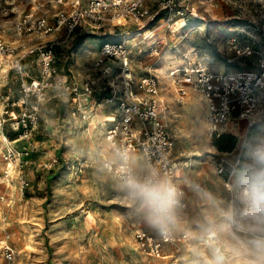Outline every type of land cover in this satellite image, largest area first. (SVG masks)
Masks as SVG:
<instances>
[{
    "label": "rangeland",
    "instance_id": "obj_1",
    "mask_svg": "<svg viewBox=\"0 0 264 264\" xmlns=\"http://www.w3.org/2000/svg\"><path fill=\"white\" fill-rule=\"evenodd\" d=\"M16 2L25 11L34 6L35 15L48 18L59 10L55 0ZM178 2L185 3L184 0ZM191 4L195 11L183 25L158 21L151 24L148 31L139 30L128 22L93 33L81 26L63 47V52L73 62L76 51L82 47V57L75 64L85 62L88 66L99 56L100 42L106 40V36L125 40L131 49L135 83L145 75L159 78L162 96L169 105L166 127L176 142V182L181 196L188 202L186 208L176 209L175 218L166 226L189 232L194 250L171 245L162 256H154L140 248L133 239L138 230L158 235L154 234L155 229L146 214L131 199L126 185L119 183L104 167L102 153L98 155L97 151L96 134L100 131L95 129L88 133L80 126L81 119H77L78 126L71 129V139L65 147L62 145V156L51 154L59 158L54 167L40 165L49 158L48 148H35L31 154L35 165L24 166L20 175L7 179L4 170L9 157L4 134L14 131L7 123L0 125V241L7 239L14 247L16 257L12 264H75L79 261L82 264H115L117 245L124 247L123 256L130 257L135 264H184L190 257L206 264L205 252L212 256L214 246L225 242L228 218L241 208L238 199L240 176L251 163L247 152L259 141L261 129L254 126L247 131L244 121L238 130L231 122L232 127L227 128L230 131L222 134L224 138L212 135L200 94L191 90L184 102H178L174 80H181L185 70L193 66H208L217 71L256 68L257 54L236 57L228 37L236 33L244 45L264 50V0H192ZM11 19L4 20L0 14V30L6 39L16 35ZM87 43L90 46L84 47ZM83 54L90 59L83 61L86 60ZM10 67L8 61L0 59V117L1 96L9 91L18 92ZM92 71L88 69L82 82L98 75ZM63 72L73 75L68 68ZM107 80H103L102 87L108 89L102 92L109 94ZM116 81L122 89L120 79ZM64 103L67 101L59 98L45 103L41 123H51L53 128L65 123L62 119L69 116L71 106L62 108ZM188 105L190 112L185 110ZM39 134L40 126L33 138H40ZM98 157L101 158L98 160L100 170L91 164L92 158ZM141 162L137 168L147 171ZM220 164L225 166L224 173L218 171ZM22 177L30 182L28 186L22 187ZM207 195L209 204L216 200L214 206L203 200ZM212 232L217 236H210ZM0 264H6L2 257Z\"/></svg>",
    "mask_w": 264,
    "mask_h": 264
},
{
    "label": "built area",
    "instance_id": "obj_2",
    "mask_svg": "<svg viewBox=\"0 0 264 264\" xmlns=\"http://www.w3.org/2000/svg\"><path fill=\"white\" fill-rule=\"evenodd\" d=\"M184 2L181 5L178 0H56L64 8L59 9L52 20L35 15L33 9L23 12L14 28L16 35L26 36L27 41L15 45L0 32V59L10 63L9 69L18 89L16 94L9 91L1 96L0 125L10 123L18 139L30 140L40 126L43 105L53 98L67 101L71 106L69 115L81 120L91 119L97 108L113 103L117 119L104 135V167L127 188L130 177L143 178L155 170L161 182L175 189L177 207L186 208L188 202L181 196L176 182V142L166 127V119L170 117L169 105L162 96L157 76L145 75L135 83L131 49L127 42L106 36L108 39L101 44L99 56L93 64L98 75L84 82L70 77L56 66L61 58H69L63 47L67 46L77 28L87 27L88 32L93 33L128 22L139 30L148 31L151 30L149 26L158 21L168 25L181 22L183 25L189 14L195 11L192 0ZM2 9L5 14L14 12L13 7L4 6ZM228 42L236 57L256 53L257 67L217 71L208 66H193L185 70L181 80H174L178 102H184L191 90L200 94L206 106L211 134L217 137L230 131L227 128L232 127L231 122L238 130L244 121L248 129L257 123L264 128V50L244 45L236 33L228 37ZM27 59H32L36 74L33 66L27 65ZM117 79H120L122 89L118 88ZM103 80H107L111 90L106 95L102 92L108 89L102 87ZM260 139H264V129L260 132ZM4 143L9 157L4 170L7 179L20 175L24 166L35 165L31 154L36 147L21 148L8 133L4 134ZM137 158L142 159L147 171L137 168ZM58 162L57 156L50 155L40 165L52 168ZM218 171L224 173L225 166L220 164ZM21 184L25 187L30 182L22 177ZM135 238L144 252L154 256H162L167 244L180 249L191 242L189 232H177L169 226H164L159 236L138 230ZM0 257L6 264L15 260V249L7 239L0 241Z\"/></svg>",
    "mask_w": 264,
    "mask_h": 264
},
{
    "label": "clouds",
    "instance_id": "obj_3",
    "mask_svg": "<svg viewBox=\"0 0 264 264\" xmlns=\"http://www.w3.org/2000/svg\"><path fill=\"white\" fill-rule=\"evenodd\" d=\"M249 166L240 176L239 212L231 215L224 241L214 246L208 264H264V139L253 144ZM129 195L154 225L163 228L176 215L175 189L158 179L155 170L143 178L130 177Z\"/></svg>",
    "mask_w": 264,
    "mask_h": 264
},
{
    "label": "crops",
    "instance_id": "obj_4",
    "mask_svg": "<svg viewBox=\"0 0 264 264\" xmlns=\"http://www.w3.org/2000/svg\"><path fill=\"white\" fill-rule=\"evenodd\" d=\"M33 2H34V0H30L29 3H33ZM4 6H7L9 8L13 7V9H14L13 11L14 12H12V13L10 12L9 14H5L3 12V9H2ZM56 6H59V9L64 8L63 5H60V4H57V3H56ZM32 9L34 10L35 7L33 6L30 10H32ZM30 10H28V11H30ZM23 12H25V9H21L19 3L16 2V0H12V1L6 0V2H0V14L3 16L4 20H9V19L12 18L11 20H13V25L15 24V22L17 21V19L20 17V15ZM54 16L52 18H49V19L50 20L54 19ZM1 31L2 30H0V32ZM2 34H3V32H2ZM3 36L5 37V34ZM7 40L9 42L15 44V45H17V44L19 45L20 43L27 41V37L26 36H18V35L14 36L13 35L10 38H7ZM83 41H84V39H83ZM83 41L80 44H82ZM103 41H105V38H104V40H102V42H100V44H102ZM88 46H90V43L85 44L84 47H88ZM98 48H99V46H98ZM97 51H98V49H97ZM75 56H76V54H75ZM83 56H84L83 59H86V60H83V61H87V59H90V58H86L88 56H85L84 54H83ZM81 57H80V59H81ZM31 60L32 59H27L26 63L29 66H31V65L33 66V70H34V72L36 74L37 73V69L35 68V65L32 63ZM95 60H96V57H95ZM94 61H93V63L90 62V65L87 66L85 62L79 63V64H75V63L79 62V61H75V57H74L73 62H70L66 57H63L56 63V66L58 68H60L62 71L65 68H68L70 71H73V75H71V74H68V75L70 77L73 76L77 80L82 82V80H84V78L86 77L88 69L90 70L92 68L94 72L96 71L95 68L93 66H91V65L94 64ZM117 86H118L119 89H121L120 84H118ZM106 94H107V92L104 93V95H106ZM68 105H69L68 103H64L62 108H65V106H68ZM116 119H117V113H116L114 104L113 103L112 104L109 103V104H106L104 106H101L100 108H97L94 116L91 119H89V120H81L80 121L81 122L80 126L84 127L88 133L91 134L92 131H94L95 129H98V131H100L99 134H96L98 155H100V153H103L105 151V149H106V146H105V143H104V139H102V135L116 121ZM62 120L63 121L65 120L66 122L63 123V124H59L56 128H53L51 123L43 124L40 121V134L41 135L39 134V136H38L40 138H32L30 140L18 139L16 131H13L12 133H10L9 136H10L11 139L16 140V144L19 147H21V148L28 147L30 145H32L33 147H36V148H48V151H49L48 155L49 156L51 154H56L59 157H61L62 153H63L62 145H64V147H65L67 142L71 139V137H69V134L71 133V129L74 126L77 127L78 126V122H79L77 119H73L70 115L68 117L66 116ZM241 124H243V122H241ZM68 129H69V131H68ZM247 131H248V129H247ZM100 159H101L100 157H98L96 159L92 158L91 164L93 165V168L100 170V168H99L100 162L98 161ZM141 161H142V159L137 158L138 166L142 164ZM197 181L198 180H196V182ZM118 182L120 183V180ZM183 198H185V197H183ZM203 200L207 201L208 205L211 206V207L216 204L215 203V201H216L215 199H214L212 204H209V196L208 195H207L206 198L204 197ZM108 223L109 222H107V225H108ZM151 226L153 227V229H155V230H153L154 234L159 236L160 232H161V229L158 226L154 225L153 223L151 224ZM107 227H109V226H107ZM156 229H158V230H156ZM173 230H175L177 232L185 231V230H176V229H173ZM133 239L135 241H137L135 239V237H133ZM169 246H171V245L170 244L165 245L164 250L165 251L168 250V249L170 250ZM117 247H118V249L114 252V254L117 255L115 264H135L133 259H131L130 257L126 258V257L123 256V254H124V252H126V250H124V247L122 245L121 246L117 245ZM183 247H184V249H187V250L191 251V250H194L195 244H194L193 240L191 239V242L189 244L183 245ZM205 255H207L206 259H207V262H208L210 260V258H211V255L208 253V251L205 252ZM63 263L65 264V262H63ZM74 263L75 264H82L80 261L79 262H74ZM184 264H200V263L198 261H196V259L194 257L193 258L190 257V258H188L185 261ZM206 264H208V263H206Z\"/></svg>",
    "mask_w": 264,
    "mask_h": 264
},
{
    "label": "bare ground",
    "instance_id": "obj_5",
    "mask_svg": "<svg viewBox=\"0 0 264 264\" xmlns=\"http://www.w3.org/2000/svg\"><path fill=\"white\" fill-rule=\"evenodd\" d=\"M82 51H83V48H82V47H80V48L76 51L75 61H77V59H79V58L81 57V53H82ZM189 109H190V106L188 105V106L185 108V110L188 112ZM189 112H190V111H189ZM199 121H200V120H199ZM210 236H212V237H216V236H217V233H216V232H212V233L210 234Z\"/></svg>",
    "mask_w": 264,
    "mask_h": 264
},
{
    "label": "trees",
    "instance_id": "obj_6",
    "mask_svg": "<svg viewBox=\"0 0 264 264\" xmlns=\"http://www.w3.org/2000/svg\"><path fill=\"white\" fill-rule=\"evenodd\" d=\"M254 126H258V128L260 127L261 131L264 129V128H263V125H262L261 123L254 124V125L251 126L250 128H253ZM250 128H249L248 130H250ZM261 131H260V132H261ZM257 133H258V131H256V134H257ZM223 134H224V133H223ZM224 137H225V135H222V136H221V139L224 138ZM223 149H224V148H223ZM225 149H228V148H225Z\"/></svg>",
    "mask_w": 264,
    "mask_h": 264
}]
</instances>
